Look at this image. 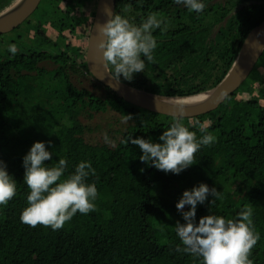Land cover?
Returning a JSON list of instances; mask_svg holds the SVG:
<instances>
[{
    "label": "trees",
    "instance_id": "16d2710c",
    "mask_svg": "<svg viewBox=\"0 0 264 264\" xmlns=\"http://www.w3.org/2000/svg\"><path fill=\"white\" fill-rule=\"evenodd\" d=\"M15 0H0V11ZM202 13L174 0H116L115 11L140 24L150 12L169 22L157 29L155 62L123 83L157 95L182 97L214 87L235 60L247 33L264 20V0H203ZM250 2V3H248ZM97 0H41L32 15L0 35V158L18 181L16 196L0 206V264H202V258L176 251L182 214L171 209L186 189L201 182L221 191L197 205V223L204 215L235 218L250 205L260 233L250 259L264 264V50L248 77L215 110L184 118L185 124L207 123L217 137L202 146L196 164L180 174L165 173L141 162L130 137H159L174 117L134 106L98 82L89 72L86 46ZM248 3V4H246ZM240 5L235 14L231 10ZM15 44L13 54L9 45ZM10 87L20 91L10 94ZM112 112L122 127L110 128L113 145L89 141L87 121ZM130 115L132 119L125 121ZM190 130L197 131L198 127ZM36 141L47 145L55 164L68 161L67 173L90 161L97 184V211L77 213L60 230L20 220L29 189L23 157ZM131 153L136 168L127 161ZM143 169V171H141ZM66 173V175H67ZM159 206H163L159 210ZM190 206H185L189 210ZM172 230H166L167 223Z\"/></svg>",
    "mask_w": 264,
    "mask_h": 264
},
{
    "label": "clouds",
    "instance_id": "9594fccd",
    "mask_svg": "<svg viewBox=\"0 0 264 264\" xmlns=\"http://www.w3.org/2000/svg\"><path fill=\"white\" fill-rule=\"evenodd\" d=\"M184 5L189 11L202 13L206 8L203 0H174ZM130 6L121 12H114L106 7V20L96 26L97 52L102 54L107 76L119 82L122 79L131 81L136 73L144 72L147 63H154V51L158 41L153 33L160 29L166 31L169 22L159 12H150L140 24L134 22L127 13ZM9 51L16 54L15 44L9 45ZM104 77V76H103ZM101 77V78H103ZM226 95V93H225ZM155 100H159L157 96ZM176 113L171 125L159 137L160 142L151 138L130 137L124 143L137 145L142 151L141 162L154 166L165 173L180 174L183 170L196 164V154L202 146H211L217 137L208 132L209 125L184 122V116L190 107L187 101L176 99L172 105ZM132 119L130 115L125 121ZM198 127L197 131L190 130ZM106 142L107 135L104 137ZM51 141H36L23 157L25 169L24 183L29 189L27 206L22 210V223L37 227H51L60 230L77 214H88L97 211L96 201L99 197L95 181V169L90 161L82 160L74 171L67 173L68 161L59 158L53 164L46 163L52 159V152L47 145ZM143 171V169H141ZM67 173V175H66ZM18 181L9 173L6 162L0 158V206L6 207L17 194ZM209 195L213 205L223 195L215 187L201 182L192 189H186L176 204L184 222L177 221L176 234L181 244L176 251L202 258V264H254L250 259L255 245L260 240V233L254 223V209L245 205L235 218L209 214L199 218L197 223V205L204 204ZM190 206L185 210V206Z\"/></svg>",
    "mask_w": 264,
    "mask_h": 264
},
{
    "label": "water",
    "instance_id": "95a60500",
    "mask_svg": "<svg viewBox=\"0 0 264 264\" xmlns=\"http://www.w3.org/2000/svg\"><path fill=\"white\" fill-rule=\"evenodd\" d=\"M41 0H15L0 11V35L6 34L21 25L35 11ZM116 0H97L92 25L89 31L85 61L90 74L102 85L109 88L118 97L139 108L174 117L172 105L176 99L207 94L197 101L187 102L190 107L184 118L197 117L215 110L226 97L235 91L248 77L264 50V20L252 28L244 38L239 52L225 76L207 91L182 97H171L149 93L131 87L122 81L107 76L102 54L97 52L96 26L106 20L105 9L110 6L115 11ZM240 5L231 10L235 11ZM230 12V13H231ZM104 76V77H103ZM103 77V78H101ZM226 93V95H225ZM159 100H155L156 97Z\"/></svg>",
    "mask_w": 264,
    "mask_h": 264
},
{
    "label": "rangeland",
    "instance_id": "374dc122",
    "mask_svg": "<svg viewBox=\"0 0 264 264\" xmlns=\"http://www.w3.org/2000/svg\"><path fill=\"white\" fill-rule=\"evenodd\" d=\"M248 3H250V2H248ZM248 3H246V4H248ZM222 4H224V0H222ZM239 8H240V6L238 8H236L235 11H232L230 14H235ZM76 42L80 45L87 44V41L85 40V38H77ZM9 92H10V94H14V95L20 93V91L16 90L13 87H10ZM87 124L90 125V132H89V134L86 135V138L89 141H94V142L99 141V140L105 141L104 137H105V135H107L108 140L111 142V143L108 142L110 145H113L115 143L116 139L119 138V136L115 132L110 131V130H112L110 128H114L113 126L122 127L121 124L117 121L116 116L112 112H106L103 114L100 113V114L94 116L91 120L87 121ZM127 161L131 165H133V167L136 168L137 176H139V174H138L139 172H137V171H140V170H138L139 168L137 167L136 160L134 159V157L131 153H128ZM162 207L163 206H159V210H162ZM171 211L174 214L178 213V210L176 208V204L172 205ZM165 228H166V230L171 231L172 230V224L170 222H168L167 226Z\"/></svg>",
    "mask_w": 264,
    "mask_h": 264
},
{
    "label": "bare ground",
    "instance_id": "6f19581e",
    "mask_svg": "<svg viewBox=\"0 0 264 264\" xmlns=\"http://www.w3.org/2000/svg\"><path fill=\"white\" fill-rule=\"evenodd\" d=\"M205 95H207V94H200V95L192 96V97H189V98H183V100H185L187 102H193V101H197L198 99L203 98Z\"/></svg>",
    "mask_w": 264,
    "mask_h": 264
}]
</instances>
